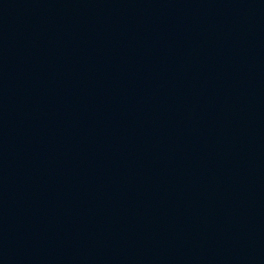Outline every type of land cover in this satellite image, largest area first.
Returning a JSON list of instances; mask_svg holds the SVG:
<instances>
[{
  "label": "water",
  "instance_id": "95a60500",
  "mask_svg": "<svg viewBox=\"0 0 264 264\" xmlns=\"http://www.w3.org/2000/svg\"><path fill=\"white\" fill-rule=\"evenodd\" d=\"M0 264H264V0H0Z\"/></svg>",
  "mask_w": 264,
  "mask_h": 264
}]
</instances>
